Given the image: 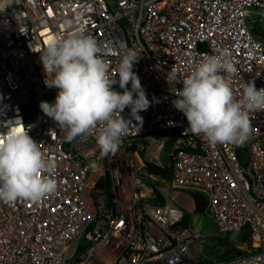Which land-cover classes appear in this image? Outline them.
Returning a JSON list of instances; mask_svg holds the SVG:
<instances>
[{"label":"built area","instance_id":"built-area-1","mask_svg":"<svg viewBox=\"0 0 264 264\" xmlns=\"http://www.w3.org/2000/svg\"><path fill=\"white\" fill-rule=\"evenodd\" d=\"M252 14L264 19V0H0V134L29 126L55 161L57 182L38 202H0V264H194L198 235L177 197L190 191L205 197L217 235L249 233L244 254L225 264H264V111L249 112L242 145H213L191 133L172 103L195 63L224 50L237 71L221 75L237 100L245 82L264 88V42L253 35ZM81 28L100 46L110 78L123 51L139 54L133 70L151 103L142 123L127 107L121 113L132 124L114 155L97 145L102 125L68 142L39 107L58 92L44 83L40 52ZM170 141L171 188H157L146 162L160 165Z\"/></svg>","mask_w":264,"mask_h":264},{"label":"clouds","instance_id":"clouds-1","mask_svg":"<svg viewBox=\"0 0 264 264\" xmlns=\"http://www.w3.org/2000/svg\"><path fill=\"white\" fill-rule=\"evenodd\" d=\"M40 53L47 76L44 83L58 89L54 103L40 102L41 111L65 130L68 142L102 125L96 135L102 155L117 153L132 124L121 113L127 107L131 118L142 123L139 113L151 103L133 70L139 54L134 49L123 51L117 73L110 78L109 62L97 41L82 28L65 37L53 36ZM230 57L227 50L204 55L179 81L183 87L172 102L186 117L191 133L204 136L213 145H242L252 132L249 112L264 111V88L257 89L254 80L241 85L239 100L234 97L230 80L221 75L236 73ZM169 75L176 79L174 72ZM117 83L122 92L114 90ZM29 130L17 122L0 134V202L5 204L38 202L57 191V182L51 178L55 161L45 158Z\"/></svg>","mask_w":264,"mask_h":264},{"label":"rangeland","instance_id":"rangeland-1","mask_svg":"<svg viewBox=\"0 0 264 264\" xmlns=\"http://www.w3.org/2000/svg\"><path fill=\"white\" fill-rule=\"evenodd\" d=\"M254 11V10H252ZM251 25L253 27V33L262 42H264V19L259 20L256 14H252ZM172 146L165 145V148L160 156L159 167L171 169V163L169 154ZM156 180L153 185L157 188L165 187L171 188V183L166 179H159L154 177ZM152 184L150 186H153ZM182 197V198H181ZM185 197L186 201H183ZM180 206L184 210L185 224L198 235L197 244L195 249V256L193 258L194 264H225V261L221 260L220 257L230 250V248L224 243V236H219L216 233V228L208 217V214L198 215L195 214L196 206L190 195H181L178 198ZM189 201V203H188ZM231 245H234L238 250L244 251L245 245L239 244L237 241H230Z\"/></svg>","mask_w":264,"mask_h":264},{"label":"trees","instance_id":"trees-1","mask_svg":"<svg viewBox=\"0 0 264 264\" xmlns=\"http://www.w3.org/2000/svg\"><path fill=\"white\" fill-rule=\"evenodd\" d=\"M253 35L255 38L259 39L258 37L255 36L254 33ZM166 144L169 146H172V141ZM146 168H147V172L149 175H152L159 179H166V180L171 181V169L162 168V167L156 166L149 162H146ZM154 192L157 195V201L159 203H163V200L160 197L158 191L154 189ZM189 195L193 199L195 206H196L195 214H198V215L207 214V208H206L207 203H206L205 197L201 193H198L196 191H190ZM185 218L186 217H184V223H185ZM230 241H237L239 244H249L250 242L249 233L248 231L245 230L243 232L230 233V234L224 235V243L230 248V250L226 251L222 255V257H220L221 260L225 261V263H228L232 261L234 258L244 254L243 251H240L234 245H231Z\"/></svg>","mask_w":264,"mask_h":264},{"label":"bare ground","instance_id":"bare-ground-1","mask_svg":"<svg viewBox=\"0 0 264 264\" xmlns=\"http://www.w3.org/2000/svg\"><path fill=\"white\" fill-rule=\"evenodd\" d=\"M179 196H181V195H177L178 198H179ZM183 201L187 202L186 199H185V197L183 198ZM188 203H189V201H188Z\"/></svg>","mask_w":264,"mask_h":264}]
</instances>
